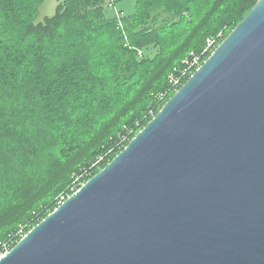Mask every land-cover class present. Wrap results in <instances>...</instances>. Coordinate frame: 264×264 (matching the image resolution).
Masks as SVG:
<instances>
[{
  "label": "water",
  "instance_id": "obj_1",
  "mask_svg": "<svg viewBox=\"0 0 264 264\" xmlns=\"http://www.w3.org/2000/svg\"><path fill=\"white\" fill-rule=\"evenodd\" d=\"M0 264H264V0Z\"/></svg>",
  "mask_w": 264,
  "mask_h": 264
},
{
  "label": "trees",
  "instance_id": "obj_2",
  "mask_svg": "<svg viewBox=\"0 0 264 264\" xmlns=\"http://www.w3.org/2000/svg\"><path fill=\"white\" fill-rule=\"evenodd\" d=\"M45 1L0 0V243L11 248L128 144L175 92L170 75L258 0H135L110 17L108 0H60L36 21Z\"/></svg>",
  "mask_w": 264,
  "mask_h": 264
},
{
  "label": "built area",
  "instance_id": "obj_3",
  "mask_svg": "<svg viewBox=\"0 0 264 264\" xmlns=\"http://www.w3.org/2000/svg\"><path fill=\"white\" fill-rule=\"evenodd\" d=\"M216 39L211 38L207 40V44L204 48V50L199 55H193L191 59H187L186 65L183 69L179 70V74H171L170 75V81L175 86L176 90L181 86L182 81L190 77L191 74L202 64V61L204 57L207 55H210L213 50L216 48ZM79 188L73 187V193L76 192ZM69 196V195H67ZM66 199L65 197H62V201ZM61 201V202H62ZM26 235L25 232H20V239ZM11 249V243L10 241H5L0 243V258L4 256L9 250Z\"/></svg>",
  "mask_w": 264,
  "mask_h": 264
},
{
  "label": "rangeland",
  "instance_id": "obj_4",
  "mask_svg": "<svg viewBox=\"0 0 264 264\" xmlns=\"http://www.w3.org/2000/svg\"><path fill=\"white\" fill-rule=\"evenodd\" d=\"M60 0H46L39 9L38 16L36 18V21L43 20L44 16L46 15H52L55 12L56 6ZM109 4L106 7L105 13L108 17L114 16L115 13H117L120 9H125V13H131L135 9V0H108ZM220 36L222 35V32L219 33ZM208 39H211L209 37ZM207 39V40H208Z\"/></svg>",
  "mask_w": 264,
  "mask_h": 264
}]
</instances>
